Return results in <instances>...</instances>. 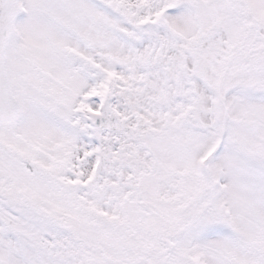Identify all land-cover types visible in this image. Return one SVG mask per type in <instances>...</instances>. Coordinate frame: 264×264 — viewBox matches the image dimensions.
<instances>
[{"label":"snow or ice","instance_id":"6c2138e0","mask_svg":"<svg viewBox=\"0 0 264 264\" xmlns=\"http://www.w3.org/2000/svg\"><path fill=\"white\" fill-rule=\"evenodd\" d=\"M0 264H264V0H0Z\"/></svg>","mask_w":264,"mask_h":264}]
</instances>
